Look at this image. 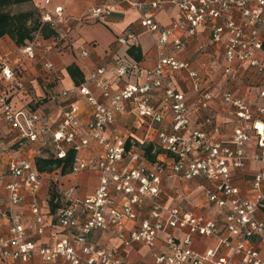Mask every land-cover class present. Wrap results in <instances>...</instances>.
<instances>
[{"label":"built area","instance_id":"built-area-1","mask_svg":"<svg viewBox=\"0 0 264 264\" xmlns=\"http://www.w3.org/2000/svg\"><path fill=\"white\" fill-rule=\"evenodd\" d=\"M120 1L140 12V24L153 36L156 66L147 72L145 82L128 84L113 95L107 69L101 67L92 72L89 80L107 102L100 101L86 85L63 91L62 97L83 99L89 105L91 118L85 126L77 104L64 108L56 126L50 125L37 111L17 109L12 101L15 90L21 86L20 78L8 66L1 69L0 121L19 151L35 146V158L10 157L6 163L0 160V264L27 263L35 257L45 264L59 261L131 264L126 261V249L137 243L154 250L159 235L171 230L183 231L184 239L177 241L170 234L166 239L168 252H154L155 264H236L233 258L219 254L223 248L232 249L241 264H264L259 249L260 244L264 245V219L258 217L264 202V62L259 58V53L264 52V0ZM163 6L176 7L180 20L169 26L159 25L155 13ZM104 12L99 7L92 14L99 17ZM41 21L57 27L65 21L62 8H56L53 15L44 14ZM201 31L208 33L213 45L224 50L227 77L235 76L232 68L235 62L247 63L262 77L258 92L262 104L256 108L231 93L223 95L225 105L234 109L238 121L232 135L224 141L213 139L203 126L193 128L185 95L166 84L170 72L186 71L199 91L198 72L191 63L179 61L168 53L186 50L188 39L198 38ZM176 32H181L182 37L176 36ZM135 40L136 35L129 34L120 36L118 43L129 45ZM38 46L37 41L28 43L22 50L23 55L35 59ZM207 51L208 46L199 43L197 52L203 55ZM82 54L87 56L88 52ZM45 67L52 70L54 66L47 62ZM131 68L121 64L115 73L124 77ZM162 88L165 89L163 102L172 113V133H159L160 146L174 156V176L186 181L197 177L208 180L210 186L203 192L209 202L223 210L222 228L214 219L179 206L165 205L162 201L164 167L160 163L136 165L141 159L139 153L128 148L126 138L115 128L116 116L128 113H136L151 124L161 123L163 113L153 105L151 95L153 90ZM213 98L211 92L203 91L201 107L209 108ZM204 122L213 127L214 133L219 132L213 118ZM250 143L255 146L251 153L248 152ZM92 144L102 149L104 155L85 157L83 152ZM71 152L73 162L66 175L62 174L61 167L53 173H41L36 168L37 157L52 156L65 161ZM249 160L263 165L252 185L253 199L242 197L231 175V169H242ZM86 172L100 175L93 195L79 197L75 186L63 187L65 177ZM51 182L60 183L62 206L56 213L45 212L50 197H41L42 188ZM144 208H148L147 217L127 233L123 229L126 221L136 222L138 212ZM221 229L227 232V237ZM105 231H111L121 242L123 252L94 240L95 234ZM47 235L50 243L43 242ZM197 235L215 237V248L203 256L196 254L191 245Z\"/></svg>","mask_w":264,"mask_h":264},{"label":"crops","instance_id":"crops-1","mask_svg":"<svg viewBox=\"0 0 264 264\" xmlns=\"http://www.w3.org/2000/svg\"><path fill=\"white\" fill-rule=\"evenodd\" d=\"M143 2L145 0H131ZM20 5H28L34 15L54 14L56 8L61 7L65 21L53 28L49 24H43L39 19L38 29L32 34V39L27 40L24 45L18 46L10 35L0 38V77L3 66H8L19 76L20 88L14 92L13 104L17 109L29 108L43 114L50 125L56 126L62 117L66 106L77 104L80 107V116L85 126L91 118L89 105L83 99L69 97L64 98L61 93L65 90L88 86L94 95L102 102H107L102 97L101 92L96 89L89 80L92 72L103 67L108 71L111 94H116L128 84H138L145 82L148 71L154 70L157 62V54L154 47L153 36L147 32L139 22L140 12L129 3L120 0H30ZM18 6V5H14ZM103 7L105 12L95 17L92 11ZM20 14V13H18ZM17 15V14H15ZM155 20L161 26H169L180 20V12L176 7L163 6L155 13ZM28 22V27H34ZM44 27L54 31V35L45 37L42 33ZM136 35V40L129 45H121L118 38L125 35ZM176 36L182 37L181 32H176ZM32 41L39 42L36 49L35 59H28L23 55V48ZM189 45L182 52H170L179 61H188L192 68L198 72L199 91L194 88V81L186 71L170 72L166 79L168 87L183 93L186 97L187 105L191 111L190 121L193 128L203 126L211 133L215 140H227L234 132L237 125V118L234 109L225 105L223 95L231 93L234 97L246 100L253 108L262 104L259 98V88L262 77L254 72L247 63L235 62L232 68L235 76L227 77L224 70L228 65L225 59L224 50L219 45H213L207 32L199 34L198 38L188 39ZM199 43L208 46L207 53L200 55L197 52ZM140 49L142 59L135 60L129 55L130 47ZM87 51L88 55L83 56L82 52ZM259 58L264 62V52L259 53ZM1 62V61H0ZM47 62L53 64V69L45 67ZM121 64L129 65L133 68L129 74L119 77L115 73V68ZM77 66L83 73L84 81L76 85L74 78L69 73V67ZM211 92L214 95L209 108L201 107V93ZM48 92V93H47ZM50 94V95H49ZM165 89H155L151 99L157 110L163 113L161 123L151 124L149 121L139 117L136 113L119 114L116 116L115 128L118 133L126 138L127 146L130 150L139 153L141 159L136 165H154L160 163L163 167L162 201L165 205L179 206L180 208L193 212L197 215H204L207 218L216 220L222 228L224 223L223 210L209 202L203 192L210 183L204 177H197L193 180H184L176 177L172 172L174 156L164 151L160 146L159 133L164 131L172 133V113L163 102ZM77 101V103H75ZM79 101V102H78ZM213 118L219 128L218 133H214L211 125H204L207 118ZM0 125L5 128L6 140L0 141V160L6 163L10 157L35 158L34 147H27L19 151L17 147L10 149L12 136L3 122ZM153 146V158L149 160L145 155V147ZM254 143H250L248 152L254 150ZM85 157L103 156L104 151L92 144L88 150L83 152ZM263 168V165L249 160L242 169H231L233 183L241 190V195L245 199H253L254 191L252 185L256 174ZM70 172V171H69ZM74 180L76 193L79 197L90 196L95 193L99 183L100 175L97 172H86L79 175H70L63 179L65 187L66 181ZM48 185H44L41 190V197H49ZM66 188V187H65ZM6 194V193H4ZM47 205V204H46ZM48 204V213L51 208ZM20 210V209H18ZM25 215L30 216L28 210H24ZM148 208L138 212L136 222L126 221L123 229L129 233L134 229L141 219L147 217ZM258 217L264 219V202L258 212ZM223 236L227 237V232L221 229ZM174 236L177 241L184 239L185 233L181 230H171L168 233L159 235L154 250L142 245L133 244L124 251L126 261L131 264H155L154 252H168L166 239L169 235ZM94 240L104 246L111 247L123 252L121 242L113 237L111 231L95 234ZM43 242L50 243V239L43 238ZM237 241H233L236 244ZM216 238L211 236H195L191 249L203 256L209 249L215 248ZM261 257L264 259V245L260 244ZM220 255L233 258L236 264H241L238 256H234L232 249L223 248ZM8 264H45L39 257L33 258L27 263L12 262ZM55 264H68L59 261ZM211 264V263H205Z\"/></svg>","mask_w":264,"mask_h":264},{"label":"trees","instance_id":"trees-1","mask_svg":"<svg viewBox=\"0 0 264 264\" xmlns=\"http://www.w3.org/2000/svg\"><path fill=\"white\" fill-rule=\"evenodd\" d=\"M30 0H0V38L5 35H10L18 46L24 45L27 40L32 39V34L38 29L39 25L36 23L34 27H28V22L33 18V12H25L17 15L11 14L6 9L14 5H20L29 2ZM42 33L45 37L53 36L55 33L50 28L44 27ZM129 55L135 60L140 61L142 56L140 49L137 47H130ZM69 73L74 78L76 85H80L84 81L83 73L80 69L73 65L69 67ZM153 146L149 145L145 147V155L151 160L155 161L152 155ZM74 153L71 152L65 161L57 160L52 156L49 157H37L35 160L36 168L41 173H52L59 167L62 168V174L66 175L70 171V167L73 162ZM50 208L52 213H56L58 208L62 206L60 204L61 195L59 189H53L49 191ZM58 199V201H57Z\"/></svg>","mask_w":264,"mask_h":264},{"label":"rangeland","instance_id":"rangeland-1","mask_svg":"<svg viewBox=\"0 0 264 264\" xmlns=\"http://www.w3.org/2000/svg\"><path fill=\"white\" fill-rule=\"evenodd\" d=\"M7 11H9L11 14H18V13H21V12H24V11H28V10H30V7L27 5H18V6H11V7H8L7 9H6ZM40 17H41V15L40 14H36V15H34L33 16V18L30 20L31 22V25H34V24H36V23H39V19H40ZM48 93V92H47ZM50 95V94H49ZM5 128H4V126H1L0 125V141L1 142H5V144H6V138L4 137V136H2V135H5ZM16 147H12L11 146V148L10 149H15ZM48 152L50 151V150H47ZM53 172H55V171H53ZM52 172V173H53ZM70 179H72V177H70ZM74 184V180L72 179V181H66L65 182V187L67 188V187H70V186H72ZM48 191L51 189V190H55V189H60V183L59 184H54V182H51V183H49V185H48Z\"/></svg>","mask_w":264,"mask_h":264},{"label":"bare ground","instance_id":"bare-ground-1","mask_svg":"<svg viewBox=\"0 0 264 264\" xmlns=\"http://www.w3.org/2000/svg\"><path fill=\"white\" fill-rule=\"evenodd\" d=\"M261 126V125H260ZM262 127V126H261Z\"/></svg>","mask_w":264,"mask_h":264}]
</instances>
